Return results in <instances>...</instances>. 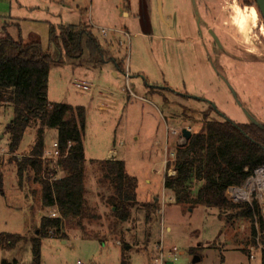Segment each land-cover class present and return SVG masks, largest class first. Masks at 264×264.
Wrapping results in <instances>:
<instances>
[{
    "label": "rangeland",
    "instance_id": "374dc122",
    "mask_svg": "<svg viewBox=\"0 0 264 264\" xmlns=\"http://www.w3.org/2000/svg\"><path fill=\"white\" fill-rule=\"evenodd\" d=\"M164 2L165 14L176 13L179 37H196L189 3ZM207 4L217 35L238 57L234 65L221 60L226 66L218 69L226 80L207 64L199 46L172 40L151 0H0V39L40 43L55 61L48 100L86 109L84 212L80 220L65 221L58 233L48 231L41 240L40 264H154L161 255L164 264H261L259 249L250 260L249 220L228 221L216 209L177 205L164 188L165 177L174 172L175 151L186 142L182 130L193 134L206 118L225 121L223 116L235 124L264 125V21L243 0ZM81 24L99 40L104 62L92 64L85 47L80 59L70 58L53 41L52 30L59 37L61 27ZM186 28L193 33L185 35ZM76 82L90 89L81 91ZM12 118V105L0 104V233L26 241L14 250L0 247V264H34L30 240L41 218L57 211L43 207L35 173L21 181L17 176L15 159L30 155L36 128L28 129L20 151L9 155L5 127ZM57 137L56 129H46L45 148ZM109 151L137 180L140 205L156 200L150 221L142 207L132 209L125 223L111 213L113 179H105L101 165ZM56 163L42 165L43 180L52 181L54 170L57 178L64 176Z\"/></svg>",
    "mask_w": 264,
    "mask_h": 264
},
{
    "label": "trees",
    "instance_id": "16d2710c",
    "mask_svg": "<svg viewBox=\"0 0 264 264\" xmlns=\"http://www.w3.org/2000/svg\"><path fill=\"white\" fill-rule=\"evenodd\" d=\"M243 5H251L257 10L253 0H243ZM51 37L70 58L80 59L86 48L92 64L104 62L102 46L88 26H63L59 37L54 30ZM54 64L51 54L44 51L40 43L25 44L11 37L0 39V104L13 107V118L5 127V134L9 136L8 154H17L26 131L36 128L30 155L22 160L15 159L17 176L21 181L29 172L35 173L41 182L43 207L55 208L58 213L55 218L43 216L37 237L30 240L34 264L41 262V240L49 237L48 231L58 233L65 221L80 220L86 204V109L48 100V80ZM46 129L57 130L62 155L56 167L64 176L52 182L41 178L43 163L40 158L45 148ZM101 165L105 179H113L114 194L108 199L113 216L125 223L132 209L142 207L150 221L156 200L140 205L136 194L137 180L127 174L125 163L110 160ZM172 165L176 176H166L164 188L173 194L177 205L216 209L227 215L228 221L249 220L254 243L253 219L256 217L261 232L260 244L264 248V222L256 196H252V205L241 199L254 171L264 166V125H241L206 118L201 128L176 149ZM58 173L54 170L52 176L56 177ZM78 225L82 227L80 222ZM24 241L25 237L0 233L3 250H14ZM2 264L19 263L13 260ZM261 264H264V251Z\"/></svg>",
    "mask_w": 264,
    "mask_h": 264
},
{
    "label": "flooded vegetation",
    "instance_id": "af4514ba",
    "mask_svg": "<svg viewBox=\"0 0 264 264\" xmlns=\"http://www.w3.org/2000/svg\"><path fill=\"white\" fill-rule=\"evenodd\" d=\"M153 4V12L156 14L157 20L160 26L167 29V31L172 35V40L180 41L182 44H187L192 48L199 46L204 52L207 64L216 71V75L226 80L224 75L218 69L219 67L224 70V64H221V60L225 59L229 64L234 65V62L238 61L236 55L231 56L229 54V48L222 43L220 37L216 33L215 25L212 23L214 20L212 18L211 10L208 6L209 0H183L188 2L194 18L195 23V36L196 37H179V29L176 13L165 14V0H151ZM174 1V0H169ZM213 20V21H212ZM185 29V28H183ZM187 31V32H186ZM186 33H193V30L186 28ZM228 48V49H227ZM216 115L221 116L218 108L216 107ZM225 121H229L224 116L222 117ZM249 124V123H248Z\"/></svg>",
    "mask_w": 264,
    "mask_h": 264
},
{
    "label": "built area",
    "instance_id": "2783aa9c",
    "mask_svg": "<svg viewBox=\"0 0 264 264\" xmlns=\"http://www.w3.org/2000/svg\"><path fill=\"white\" fill-rule=\"evenodd\" d=\"M102 35L106 37V32L102 30ZM75 87L81 91H88L90 89V85L83 82H76ZM62 158V155L59 150V145L57 142L53 143L51 148H44L43 154L41 156V161L43 164L47 162H58ZM176 176V172L174 171L172 174H169L168 177L173 178ZM53 177V180H56L57 177ZM50 181V182H52ZM256 196V200L259 205V209L262 214V219L264 222V166L256 169L253 173L252 179L246 185L244 189L243 196L241 197L242 201L247 202L248 204L252 205V196ZM58 216V213H52L51 217L55 218ZM253 227L256 232L255 243L252 247L249 248L250 260H255L254 253L259 249L260 253L262 254L264 251L263 246L260 244V236L261 232L259 230V225L257 218L254 217L253 219ZM120 245V243H118ZM176 251V250H175ZM173 255V253H171ZM164 257L161 255L159 260H155L154 264H164Z\"/></svg>",
    "mask_w": 264,
    "mask_h": 264
},
{
    "label": "water",
    "instance_id": "95a60500",
    "mask_svg": "<svg viewBox=\"0 0 264 264\" xmlns=\"http://www.w3.org/2000/svg\"><path fill=\"white\" fill-rule=\"evenodd\" d=\"M254 2L256 4L257 10H258L261 18L264 21V0H254ZM182 136L186 141H188L191 138L192 133L190 132V130L184 129V130H182Z\"/></svg>",
    "mask_w": 264,
    "mask_h": 264
},
{
    "label": "crops",
    "instance_id": "0c3cea01",
    "mask_svg": "<svg viewBox=\"0 0 264 264\" xmlns=\"http://www.w3.org/2000/svg\"><path fill=\"white\" fill-rule=\"evenodd\" d=\"M124 16L125 17H129V13L128 11H124ZM115 75H117V73H115ZM85 150V149H84ZM114 156H116L115 152L109 151V155H108V161L113 160L112 158H114ZM170 192V191H169ZM56 210V209H55ZM57 211V210H56ZM57 213V212H56ZM64 243H66V241H64ZM17 261V260H16ZM18 262V261H17ZM169 264H173V263H169Z\"/></svg>",
    "mask_w": 264,
    "mask_h": 264
}]
</instances>
